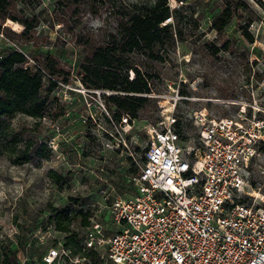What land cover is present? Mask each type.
<instances>
[{
  "label": "rangeland",
  "instance_id": "obj_1",
  "mask_svg": "<svg viewBox=\"0 0 264 264\" xmlns=\"http://www.w3.org/2000/svg\"><path fill=\"white\" fill-rule=\"evenodd\" d=\"M152 1L14 3L11 14L35 17L36 27L23 44L0 34V60L14 47L25 53L30 68L36 57L50 55L70 78L68 83L59 78L53 87L43 78V118L14 114L0 128V264H43L41 257L49 249L64 244L66 235L50 221L53 208H69L74 216L70 231L80 239L87 228L82 226L84 217L90 225L98 223L107 236L119 230L108 199L133 193L127 177L146 145L145 129L159 119L158 101L167 106L173 89L183 98L174 115L183 120L181 135L187 145H197L190 123L194 111L207 110L214 118L235 119L241 111L264 117V0H165L173 13L162 26L170 25L174 37L161 48L160 59L136 58L139 71L150 76L152 92L145 95L146 112L123 127L130 151L105 145L104 129L114 136L116 130L101 114L98 97L81 94L77 73L85 50L78 42L105 40L116 29L120 5ZM227 5L235 16L219 35L211 23ZM0 27L16 34L24 30L9 19H0ZM245 27L252 43L242 34ZM227 41L228 52L222 50ZM134 77L130 72L129 78ZM89 115L97 121L84 122ZM250 185L258 198L264 194V153L251 167ZM252 200L248 196L244 203Z\"/></svg>",
  "mask_w": 264,
  "mask_h": 264
},
{
  "label": "built area",
  "instance_id": "obj_2",
  "mask_svg": "<svg viewBox=\"0 0 264 264\" xmlns=\"http://www.w3.org/2000/svg\"><path fill=\"white\" fill-rule=\"evenodd\" d=\"M79 88L98 97L101 114L116 130L114 136L104 129L105 145L130 151L123 127L133 120L126 115L116 120L102 98L110 92L81 83ZM172 93L167 106L158 101L159 119L145 129L146 145L127 177L133 193L108 199L119 230L107 236L92 223L82 250L96 252L101 264H264V194L258 198L250 185L251 167L264 144V117L241 111L235 119L214 118L207 110L194 111L190 123L197 145H187L175 130L174 113L183 98L177 88ZM88 120L97 121L92 115ZM248 196L252 204L242 202ZM59 246L41 262L92 264Z\"/></svg>",
  "mask_w": 264,
  "mask_h": 264
},
{
  "label": "trees",
  "instance_id": "obj_3",
  "mask_svg": "<svg viewBox=\"0 0 264 264\" xmlns=\"http://www.w3.org/2000/svg\"><path fill=\"white\" fill-rule=\"evenodd\" d=\"M18 1L25 0H0V19L17 22L24 30L16 34L3 28L0 29V34L11 43L20 40L23 44L29 41L37 19L12 15L11 9L14 10V3ZM79 1L81 0H73ZM120 7L117 11L116 29L105 40L95 43L92 39H79L78 44L84 47L85 55L78 65L77 75L86 89L110 92L102 95V98L117 121L122 115L130 120H138L146 112L149 102L145 95L152 91L150 76L139 71L136 58L145 57L151 61L161 58V48L174 37L171 26L162 24L171 19L173 11L165 0L122 4ZM234 16V11L227 5L212 20V30L221 35ZM242 30L244 38L252 43L253 36L247 31V27ZM222 48L226 52L230 50L228 41ZM217 51L215 49V54ZM28 61L25 53L17 47L10 48L7 55L0 60V128L5 123V118L14 114H24L34 119L44 117L47 97L43 96V78L52 87L57 86L61 77L63 83L69 81V71L50 55L36 57L33 68L26 66ZM130 72L135 75L132 80L129 78ZM181 121L178 118L175 124V130L180 135L183 128ZM259 151L264 153V144L260 145ZM251 185L255 187L254 182ZM72 214L69 208L51 209L50 221L58 231L66 235L63 246L75 256H86L92 264H101L99 255L94 251H83L82 239L71 233L70 226L74 218ZM82 226H90L86 217L82 219Z\"/></svg>",
  "mask_w": 264,
  "mask_h": 264
}]
</instances>
